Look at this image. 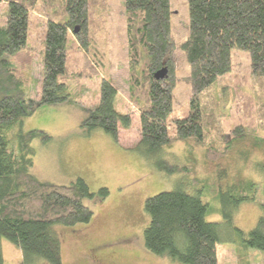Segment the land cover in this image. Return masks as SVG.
I'll use <instances>...</instances> for the list:
<instances>
[{
  "label": "trees",
  "instance_id": "trees-1",
  "mask_svg": "<svg viewBox=\"0 0 264 264\" xmlns=\"http://www.w3.org/2000/svg\"><path fill=\"white\" fill-rule=\"evenodd\" d=\"M106 1L0 0L5 7V26H0V264L2 239L20 248L18 264H63L62 239L56 228L88 224L94 213L84 200L94 203L108 197L107 188L91 192L82 178L69 185L36 179L29 171L35 155L32 142L38 138L46 143L51 137L42 131L22 129L25 118L35 109L60 104L68 96L67 83L60 80L66 74L67 32L101 68L96 58L104 57L107 46ZM187 7L188 34L180 49L189 66V112L168 122L176 82L169 0H124L129 100L137 110L140 126L139 140L129 150L165 177L177 178L174 188L143 203L149 217L143 231L145 250L175 264H218L221 225L205 220L214 210L209 211L202 202L200 190L191 192L195 179L191 189L187 188L192 165L172 162L164 152L175 144L186 145L189 152L193 147L203 149L204 162L215 167L220 214L239 239L235 246L240 251H264L263 216L246 234L231 225L237 207L254 199L248 196L254 189L253 180L244 178L239 169L221 164L233 155L244 164L255 152L264 155V138L249 133L250 121L264 127V0H187ZM31 13L45 18L37 99L27 92L30 81L26 73L34 58L26 46ZM232 48L249 55V90L255 101L249 104L250 100H239L241 122L228 138L222 127L217 80L231 69ZM163 68L167 70L164 78L155 79L154 73ZM241 93L239 99H249ZM115 95L109 80L102 78L98 103L81 125L83 135L101 130L118 144L119 124L128 128L131 119L127 111L120 114L115 110ZM256 165L263 171L264 160ZM92 257L94 264H117L112 254L99 260ZM238 257V264H243L242 254Z\"/></svg>",
  "mask_w": 264,
  "mask_h": 264
},
{
  "label": "rangeland",
  "instance_id": "rangeland-1",
  "mask_svg": "<svg viewBox=\"0 0 264 264\" xmlns=\"http://www.w3.org/2000/svg\"><path fill=\"white\" fill-rule=\"evenodd\" d=\"M107 29L103 55L99 59L101 68L93 62L90 54L79 47L71 32L65 37L66 74L60 77L67 83L66 100L56 105H42L25 118V132L37 130L51 137L43 143L36 138L32 142L35 155L30 173L39 181L69 185L77 178L85 180L91 192L99 188L108 189V197L99 202L87 199L84 203L91 207L94 216L86 225L72 228L58 226L56 230L62 239L63 264H94V256L112 254L117 264H175L166 258L148 253L143 245V231L149 223V217L143 211L146 198L161 191L171 190L177 182L176 177H165L146 163L142 157L129 150L139 140V118L129 100V58L126 42L124 0H107ZM171 19V38L173 41L172 57L175 61V88L172 92V110L168 117L180 119L189 112V66L181 43L188 34L187 0H169ZM5 7L0 5V26L4 27ZM45 18L31 13L27 28L26 46L34 55L31 70L26 73L30 84L28 94L36 98L42 77L41 61L43 58V23ZM231 69L217 80V97L222 114V127L227 137L230 131L241 122L237 104L242 100L255 101L249 90L250 60L246 51L232 48ZM109 80L116 90L114 108L120 114L128 112L131 124L123 128L119 124L118 144L101 130H95L90 136L82 134L81 125L88 117L92 106L98 103L100 82ZM241 91L249 99H239ZM254 111L253 105H247ZM254 116L255 113H254ZM249 133L264 138V127L256 121H250ZM170 128V127H169ZM247 134V131H246ZM183 144H175L165 149V155L172 162H187L192 165L191 189L200 190L201 200L207 208L214 210L207 213L205 220L221 225L217 244L218 264H238L239 253L243 264H264V251L247 249L240 251L239 239L233 230L225 226L226 220L220 214L221 203L217 198L215 167L204 162L203 149L193 147L190 152ZM264 155L253 153L247 164L240 162L236 155L222 160V165L241 171L244 178L253 181L254 189L248 196L253 201L243 202L232 216L231 225L248 233L257 224L260 216L264 217ZM259 169L260 171L256 170ZM232 172H229V177ZM205 181V183H204ZM214 185V189L213 186ZM223 192L225 190L223 189ZM234 239L235 242H231ZM3 264L21 262L20 248L5 239L1 240ZM98 251V252H97ZM98 253V254H97ZM92 259V260H91ZM38 264H47L39 262Z\"/></svg>",
  "mask_w": 264,
  "mask_h": 264
},
{
  "label": "water",
  "instance_id": "water-1",
  "mask_svg": "<svg viewBox=\"0 0 264 264\" xmlns=\"http://www.w3.org/2000/svg\"><path fill=\"white\" fill-rule=\"evenodd\" d=\"M166 72H167V70L165 68L160 69L154 73V78L155 79H162V78H164Z\"/></svg>",
  "mask_w": 264,
  "mask_h": 264
},
{
  "label": "flooded vegetation",
  "instance_id": "flooded-vegetation-1",
  "mask_svg": "<svg viewBox=\"0 0 264 264\" xmlns=\"http://www.w3.org/2000/svg\"><path fill=\"white\" fill-rule=\"evenodd\" d=\"M97 254H98V253H97ZM94 256H95V255H94ZM95 257H96L98 260H99V259H101V256H98V257H97V256H95ZM100 261H101V260H100Z\"/></svg>",
  "mask_w": 264,
  "mask_h": 264
}]
</instances>
